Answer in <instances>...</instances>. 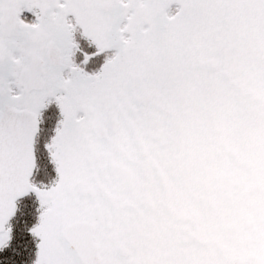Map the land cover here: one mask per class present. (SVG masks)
Returning a JSON list of instances; mask_svg holds the SVG:
<instances>
[{
	"label": "snow or ice",
	"instance_id": "1",
	"mask_svg": "<svg viewBox=\"0 0 264 264\" xmlns=\"http://www.w3.org/2000/svg\"><path fill=\"white\" fill-rule=\"evenodd\" d=\"M0 264H264V0H0Z\"/></svg>",
	"mask_w": 264,
	"mask_h": 264
}]
</instances>
